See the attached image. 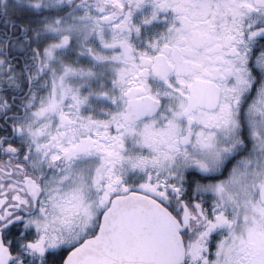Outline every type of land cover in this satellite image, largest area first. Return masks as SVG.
<instances>
[{"label":"snow or ice","instance_id":"obj_1","mask_svg":"<svg viewBox=\"0 0 264 264\" xmlns=\"http://www.w3.org/2000/svg\"><path fill=\"white\" fill-rule=\"evenodd\" d=\"M0 264H264V0H0Z\"/></svg>","mask_w":264,"mask_h":264}]
</instances>
